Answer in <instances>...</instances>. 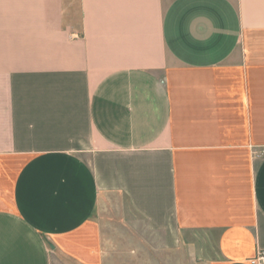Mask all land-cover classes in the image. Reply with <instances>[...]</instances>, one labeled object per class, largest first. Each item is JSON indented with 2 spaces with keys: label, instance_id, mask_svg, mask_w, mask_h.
Returning <instances> with one entry per match:
<instances>
[{
  "label": "crops",
  "instance_id": "crops-1",
  "mask_svg": "<svg viewBox=\"0 0 264 264\" xmlns=\"http://www.w3.org/2000/svg\"><path fill=\"white\" fill-rule=\"evenodd\" d=\"M106 211L264 249V0H0V264H103Z\"/></svg>",
  "mask_w": 264,
  "mask_h": 264
},
{
  "label": "rangeland",
  "instance_id": "rangeland-1",
  "mask_svg": "<svg viewBox=\"0 0 264 264\" xmlns=\"http://www.w3.org/2000/svg\"><path fill=\"white\" fill-rule=\"evenodd\" d=\"M112 214L106 211L102 218L103 264H221L224 261L218 234L209 229L183 228L181 245L170 250L158 242V237L147 236L142 228L143 222L136 215L123 213L124 219L121 220ZM125 220L132 226L126 224ZM110 223L117 230H108L107 224ZM51 261L52 264H72L57 259L56 253Z\"/></svg>",
  "mask_w": 264,
  "mask_h": 264
},
{
  "label": "built area",
  "instance_id": "built-area-1",
  "mask_svg": "<svg viewBox=\"0 0 264 264\" xmlns=\"http://www.w3.org/2000/svg\"><path fill=\"white\" fill-rule=\"evenodd\" d=\"M255 255L252 264H264V249L258 250Z\"/></svg>",
  "mask_w": 264,
  "mask_h": 264
}]
</instances>
